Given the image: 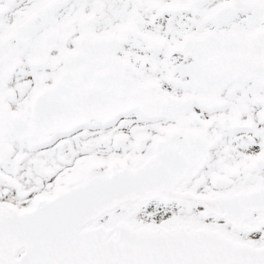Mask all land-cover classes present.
Segmentation results:
<instances>
[{
	"label": "snow or ice",
	"instance_id": "snow-or-ice-1",
	"mask_svg": "<svg viewBox=\"0 0 264 264\" xmlns=\"http://www.w3.org/2000/svg\"><path fill=\"white\" fill-rule=\"evenodd\" d=\"M0 264H264V0H0Z\"/></svg>",
	"mask_w": 264,
	"mask_h": 264
}]
</instances>
